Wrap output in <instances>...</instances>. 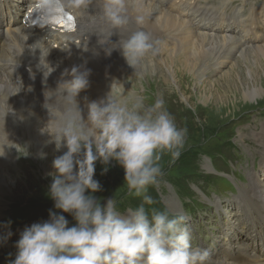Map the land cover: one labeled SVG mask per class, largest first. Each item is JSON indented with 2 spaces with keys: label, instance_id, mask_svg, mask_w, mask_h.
<instances>
[{
  "label": "rangeland",
  "instance_id": "obj_1",
  "mask_svg": "<svg viewBox=\"0 0 264 264\" xmlns=\"http://www.w3.org/2000/svg\"><path fill=\"white\" fill-rule=\"evenodd\" d=\"M248 3L244 8L252 6L254 1L248 0ZM258 4L264 6V0ZM232 9L242 17L250 12L243 13L241 5ZM157 40L161 41L159 55L146 56L136 72L127 65L118 49L111 52H118L120 59L115 60L111 67L105 61L109 84L104 87L109 88L102 98L110 89L120 100L131 101L141 96L145 105H151L162 97L177 126L187 129L180 158L170 164L168 155L162 157L160 163L164 174L157 187L149 188L148 194L154 203L145 207L150 209L152 206L167 210L172 216L185 217L182 227L190 229L193 246L207 248L211 257H215L212 252L221 250L218 246L220 232L228 216L237 209V217L241 219L243 216L237 207L238 189L248 186L249 175L253 172L260 181H264V173L255 163L264 157L260 137L264 134V53L254 55L250 52L249 56L241 57L244 48H248L246 44L239 52L230 43L231 51L227 55L225 47L228 46L223 45L218 50L215 46L211 48L207 40L202 45L205 49L198 51L197 47L193 50L194 55L187 58L191 51H185L180 39L164 30ZM216 41L222 42L220 38ZM248 44L250 47L254 45ZM258 44L262 46L264 43ZM113 46L103 44L102 49ZM225 54L228 60L221 64V57ZM77 58L84 69L82 59ZM198 88L204 93L201 92L200 97ZM31 95L34 102L20 106H13L16 99L9 95L6 108H0V117L6 128L0 130V237L8 238L6 234L11 233L9 244L6 240L0 241V264H9L15 258V242L25 226L47 220L50 209L60 211L53 208V201L48 196V186L52 181L48 173L53 171V159L66 149L57 151L54 143L49 142L50 137L40 133L48 114L35 93ZM182 95L191 97L185 101ZM33 124H36V130ZM104 167L99 161L95 164L93 178L99 181L102 190L93 195L102 204L107 198L114 197L121 211L136 207L141 199L128 194L123 168L114 160L107 165L106 172H102ZM216 202L222 209L214 206ZM63 215L69 220V226L75 223L68 213ZM244 235L247 236L243 231Z\"/></svg>",
  "mask_w": 264,
  "mask_h": 264
},
{
  "label": "clouds",
  "instance_id": "obj_2",
  "mask_svg": "<svg viewBox=\"0 0 264 264\" xmlns=\"http://www.w3.org/2000/svg\"><path fill=\"white\" fill-rule=\"evenodd\" d=\"M60 2L79 9L93 0ZM95 3L110 26L109 40L114 29L129 22L128 0ZM54 6L53 0H37L42 14L52 12ZM112 44L105 53L118 49L134 72L146 56L155 57L161 50V41L142 29L120 36ZM46 66L45 81L54 71ZM89 75L90 70L74 65L61 73L54 88L44 92L48 118L41 134L50 137L57 151L66 149L53 159V171L48 173L52 177L48 196L53 208L60 211L50 209L47 220L23 228L9 264H208L209 250L193 246L190 229L182 227L185 217L145 207L154 203L149 188L157 187L164 174L162 157L168 155L170 164L180 158L187 129L177 126L162 97L145 105L141 96L120 100L112 89L87 103L85 114L77 97L89 87ZM113 160L124 170L128 194L141 199L134 208L121 211L114 197L102 204L93 195L102 190L93 178L96 162L105 165L102 172H106ZM63 213L75 223L69 226ZM3 240L6 237H0Z\"/></svg>",
  "mask_w": 264,
  "mask_h": 264
},
{
  "label": "bare ground",
  "instance_id": "obj_3",
  "mask_svg": "<svg viewBox=\"0 0 264 264\" xmlns=\"http://www.w3.org/2000/svg\"><path fill=\"white\" fill-rule=\"evenodd\" d=\"M252 1H254L252 6L244 8L248 6V0H205L203 4L195 0H128L129 22L119 30L114 29L109 40L116 42L120 36L126 37L138 29L149 32L157 40L161 31L165 30L167 34L183 42L185 51H191L187 53V58L194 55L197 47L198 51L205 49L202 45L207 40L210 47L215 46L218 50L223 45L228 46L225 47L227 55L232 44L239 52L246 44L248 48H244L241 57L247 54L249 56L250 52L254 55L263 54L264 44L261 46L258 43H264V6L258 4L260 0ZM34 2L0 0V108H6L9 95L11 97L14 95L16 99L14 104L11 102L13 106L31 104L34 102L31 93H35L38 102L43 106L44 92L55 87L65 69H70L74 65L81 66L78 63L79 57L85 68L90 70L89 87L77 97L86 112L87 103L102 98L103 93L109 88L104 87L109 84L106 63L111 67L115 60L120 59L119 50L115 54L107 55L99 43V40H102L106 41V44H112L108 40L110 26L102 18L93 0L91 4L79 9L67 7L74 16V29L68 33L40 23L33 27H25L20 22L21 16L26 7ZM53 3L62 8L57 0H53ZM236 5L243 7V13L248 10L250 12L244 17L241 14L237 16L233 9L231 10ZM219 38L222 41L220 43L216 41ZM255 40L257 42H254ZM230 43L232 44L229 46ZM248 43L254 45L250 47ZM226 54L221 57L223 60L221 64L227 62ZM46 64L53 67L54 71L45 81ZM63 78L70 79L67 76ZM201 92L202 89L198 88L199 97ZM189 98L187 97L185 101ZM3 123L0 117L1 131L6 129ZM33 125L36 130V124ZM36 133L42 140L39 132ZM45 136L48 135L45 133ZM260 137L264 148V134ZM262 153L264 156V149ZM4 157L8 159L7 156ZM255 163L259 164L261 172L264 173V157L257 159ZM253 173L249 175L248 186L238 189L240 197L237 207L243 213V216H240L243 222L236 215L239 209L228 216L220 232L221 240L218 246L221 250L212 252L215 257H211L208 264H264V181H260ZM214 206L221 208L217 202ZM243 231L247 236H242ZM9 238V235L8 238L6 236L8 244Z\"/></svg>",
  "mask_w": 264,
  "mask_h": 264
},
{
  "label": "trees",
  "instance_id": "obj_4",
  "mask_svg": "<svg viewBox=\"0 0 264 264\" xmlns=\"http://www.w3.org/2000/svg\"><path fill=\"white\" fill-rule=\"evenodd\" d=\"M152 208V206L150 207V209Z\"/></svg>",
  "mask_w": 264,
  "mask_h": 264
}]
</instances>
